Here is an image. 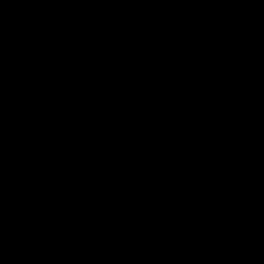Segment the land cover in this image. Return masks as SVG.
Instances as JSON below:
<instances>
[{
  "label": "water",
  "instance_id": "obj_1",
  "mask_svg": "<svg viewBox=\"0 0 264 264\" xmlns=\"http://www.w3.org/2000/svg\"><path fill=\"white\" fill-rule=\"evenodd\" d=\"M0 264H264V0H0Z\"/></svg>",
  "mask_w": 264,
  "mask_h": 264
}]
</instances>
